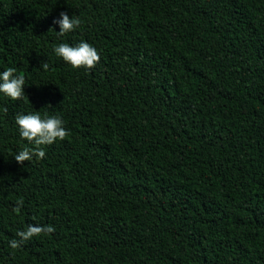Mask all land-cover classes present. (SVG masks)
Masks as SVG:
<instances>
[{"label": "trees", "instance_id": "trees-1", "mask_svg": "<svg viewBox=\"0 0 264 264\" xmlns=\"http://www.w3.org/2000/svg\"><path fill=\"white\" fill-rule=\"evenodd\" d=\"M81 40L92 68L52 51ZM7 67L0 264H264V0H0ZM32 111L68 135L21 165ZM28 224L55 231L10 248Z\"/></svg>", "mask_w": 264, "mask_h": 264}, {"label": "clouds", "instance_id": "clouds-1", "mask_svg": "<svg viewBox=\"0 0 264 264\" xmlns=\"http://www.w3.org/2000/svg\"><path fill=\"white\" fill-rule=\"evenodd\" d=\"M80 23L79 17L74 15L70 17L66 11H61L58 17L53 19V24L59 28V31H55L58 37L78 28ZM52 51L56 57L62 59L72 68H92L100 59L97 49L84 40L76 44L60 42L53 47ZM42 67L46 70L48 64L44 63ZM25 85V77L16 74L15 68L7 67L0 71V95L11 100L20 99L25 95ZM15 124L19 136L30 142V146L22 147L13 156L15 162L21 165L25 161H31L33 157L44 158L46 153L43 146L50 145L57 140H63L68 135V130L61 117L41 114L39 111L17 114ZM54 231L55 228L51 225L28 224L26 229L16 232V238L9 240V246L12 249H18L32 237L50 234Z\"/></svg>", "mask_w": 264, "mask_h": 264}]
</instances>
